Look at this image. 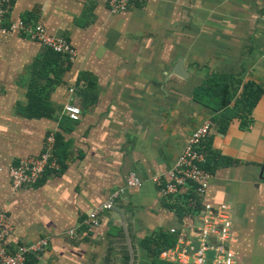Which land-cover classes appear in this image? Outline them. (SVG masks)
I'll use <instances>...</instances> for the list:
<instances>
[{"label": "crops", "instance_id": "1", "mask_svg": "<svg viewBox=\"0 0 264 264\" xmlns=\"http://www.w3.org/2000/svg\"><path fill=\"white\" fill-rule=\"evenodd\" d=\"M110 2L14 0L9 21L42 23L78 55L70 62L27 36L0 33V205L14 225L5 243L14 249L48 239L31 264H152L147 238L173 229L195 238L209 204L233 224L235 264H264V95L248 130L237 118L224 133L194 98L216 74L264 87V0H141L121 14ZM179 61L187 77L174 72ZM32 84L45 117L28 115ZM67 104L81 109L78 120ZM207 120L213 127L202 150L212 178L201 213L180 221L167 207L178 194L161 196L152 179L173 167ZM50 134L60 137L61 155L67 145L64 169L14 190L9 168L39 156ZM133 171L144 185L129 189L99 228L69 237Z\"/></svg>", "mask_w": 264, "mask_h": 264}, {"label": "built area", "instance_id": "2", "mask_svg": "<svg viewBox=\"0 0 264 264\" xmlns=\"http://www.w3.org/2000/svg\"><path fill=\"white\" fill-rule=\"evenodd\" d=\"M139 1L141 0H111V10L114 14H121L129 11ZM13 5L14 0H0L1 34H22L49 47L70 62L75 61L78 52L68 38L51 33L42 23H32L22 19L9 21L8 15ZM65 112L73 120H78L82 113L79 107L70 104L65 106ZM212 127L213 123L210 120L205 121L188 138L187 145L173 167L153 177L152 180L161 196L169 198L178 194L180 190L190 187H193L198 197L205 196L212 175L203 168L207 156L202 150V144L209 137ZM55 151L56 137L50 134L46 138L44 151L39 156L23 158L11 166L8 172L13 189L33 187L39 184L47 171H60ZM0 172H3L2 167H0ZM143 185L144 181L139 174L135 171L131 172L125 186L113 191L103 204L82 219L79 226L70 230L67 235L75 238L77 230L99 228L101 217L105 212L114 210L120 198L129 189L141 188ZM225 214L224 209L214 210L211 205L206 204L199 216L201 226L195 230V238L199 244L197 251H194L193 247L194 238L182 230L179 232L177 246L164 251L161 258L179 264H209L208 253L214 251L212 264H235L236 253L231 247L234 240L233 224ZM13 232L14 225L9 212L5 206L0 205V264H29L30 257L40 256L48 250V239H41L30 245H18L10 249L5 242ZM172 232L177 231L173 229ZM212 240L215 242L212 243Z\"/></svg>", "mask_w": 264, "mask_h": 264}, {"label": "trees", "instance_id": "3", "mask_svg": "<svg viewBox=\"0 0 264 264\" xmlns=\"http://www.w3.org/2000/svg\"><path fill=\"white\" fill-rule=\"evenodd\" d=\"M52 51L54 52V50ZM55 54L56 58L62 57L57 53ZM59 64L60 61L58 60L56 69H58ZM62 72L63 70H59L56 72L55 76L59 79L60 73ZM42 75L43 74L40 73V76ZM44 76L47 78L49 75L46 73ZM263 95L264 87L261 84L259 85L253 81L244 83L238 76L227 74H216L205 78L201 85L194 91L195 101L214 113L215 116L212 122L217 124L218 129L222 133H224L229 128L232 121L237 118L240 121L239 129L241 131L248 130L252 124V113ZM28 99V115L32 118L45 117L46 114L39 110L41 108V103H43V98L40 93L34 89V84L29 88ZM59 141L60 137H57L55 155L60 164V171H55L57 173H60L64 169L65 160L68 158L66 144H64V153L62 155L59 153ZM210 142L211 140L208 141V144ZM213 156L218 157L217 154H213ZM228 161L234 163L233 160L228 159ZM203 168L210 171L207 164L203 165ZM167 207L175 212L180 221H182L184 217H190V219L195 220V217L202 211L200 197L195 194L193 187H190L187 192L182 194L178 193L175 202L173 201L172 204H168ZM179 232L180 231L176 233L171 231H159L155 232L152 237L147 238L144 247L150 255L149 258L152 264H179L161 259V254L164 251L173 249L177 246L180 237ZM32 258L33 256L30 257L29 264L32 263Z\"/></svg>", "mask_w": 264, "mask_h": 264}, {"label": "water", "instance_id": "4", "mask_svg": "<svg viewBox=\"0 0 264 264\" xmlns=\"http://www.w3.org/2000/svg\"><path fill=\"white\" fill-rule=\"evenodd\" d=\"M175 68H176V69H175L174 72H175L176 74H178V75H180V76H182V77H187V73H188V71L185 70V68H183V62H182V61H179ZM214 242H215V241L212 240V243H214ZM193 247L195 248L194 251H197V249L199 248V244H198L196 238H194V241H193ZM208 258H209V264H212V260H213V258H214V251H210V252L208 253Z\"/></svg>", "mask_w": 264, "mask_h": 264}, {"label": "rangeland", "instance_id": "5", "mask_svg": "<svg viewBox=\"0 0 264 264\" xmlns=\"http://www.w3.org/2000/svg\"><path fill=\"white\" fill-rule=\"evenodd\" d=\"M111 3V2H110Z\"/></svg>", "mask_w": 264, "mask_h": 264}]
</instances>
